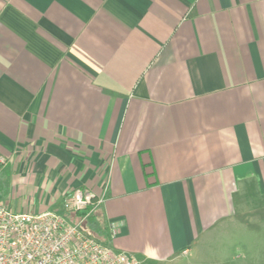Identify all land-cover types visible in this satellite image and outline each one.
<instances>
[{
  "label": "crops",
  "instance_id": "obj_1",
  "mask_svg": "<svg viewBox=\"0 0 264 264\" xmlns=\"http://www.w3.org/2000/svg\"><path fill=\"white\" fill-rule=\"evenodd\" d=\"M3 169L16 212L106 189L142 264L263 207L264 0H0Z\"/></svg>",
  "mask_w": 264,
  "mask_h": 264
},
{
  "label": "built area",
  "instance_id": "obj_2",
  "mask_svg": "<svg viewBox=\"0 0 264 264\" xmlns=\"http://www.w3.org/2000/svg\"><path fill=\"white\" fill-rule=\"evenodd\" d=\"M106 193L77 188L64 197L65 211L82 216L78 222L57 212H16L0 205V264H142L83 228L99 212ZM108 225L113 240L117 227Z\"/></svg>",
  "mask_w": 264,
  "mask_h": 264
},
{
  "label": "rangeland",
  "instance_id": "obj_3",
  "mask_svg": "<svg viewBox=\"0 0 264 264\" xmlns=\"http://www.w3.org/2000/svg\"><path fill=\"white\" fill-rule=\"evenodd\" d=\"M164 264H264V206L218 226Z\"/></svg>",
  "mask_w": 264,
  "mask_h": 264
},
{
  "label": "trees",
  "instance_id": "obj_4",
  "mask_svg": "<svg viewBox=\"0 0 264 264\" xmlns=\"http://www.w3.org/2000/svg\"><path fill=\"white\" fill-rule=\"evenodd\" d=\"M9 176H10L9 169H3L0 172V195L3 198H6L9 194V181H8ZM0 203L3 204V202L1 201ZM66 214L73 222H78L82 217L81 215L76 213H66ZM83 228L104 242L108 243L109 241H111L110 227L107 223L102 221V215L100 214V212H97L92 216H90L84 222Z\"/></svg>",
  "mask_w": 264,
  "mask_h": 264
}]
</instances>
